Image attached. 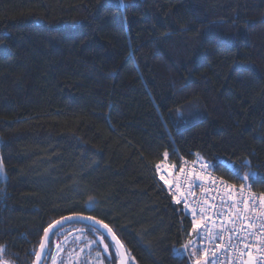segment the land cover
I'll return each mask as SVG.
<instances>
[{
	"label": "trees",
	"instance_id": "1",
	"mask_svg": "<svg viewBox=\"0 0 264 264\" xmlns=\"http://www.w3.org/2000/svg\"><path fill=\"white\" fill-rule=\"evenodd\" d=\"M174 150L264 194V0H0L2 258L33 264L49 223L84 214L129 264H191L154 169ZM88 226L55 231L44 264L76 234L117 264Z\"/></svg>",
	"mask_w": 264,
	"mask_h": 264
},
{
	"label": "built area",
	"instance_id": "2",
	"mask_svg": "<svg viewBox=\"0 0 264 264\" xmlns=\"http://www.w3.org/2000/svg\"><path fill=\"white\" fill-rule=\"evenodd\" d=\"M182 158L188 162L185 167L189 173L203 178L197 186L189 176L183 181L182 194H177L183 202L173 199L191 221L190 235L197 238L200 258L205 264H264V206L258 203L264 194L228 181L214 167L202 170L196 158ZM180 164H176L177 175ZM165 187L173 197L175 187ZM194 223L200 225L195 231Z\"/></svg>",
	"mask_w": 264,
	"mask_h": 264
},
{
	"label": "snow or ice",
	"instance_id": "3",
	"mask_svg": "<svg viewBox=\"0 0 264 264\" xmlns=\"http://www.w3.org/2000/svg\"><path fill=\"white\" fill-rule=\"evenodd\" d=\"M172 155H176L177 160L181 161V164L179 166V173L177 175L176 173V164H166L164 161H161L159 163H156L154 165L155 171L159 174V179L164 182L166 186L169 188H172L173 186L175 187V192L173 193V199L176 200L177 203H182L183 201L177 198V194H182V186H183V181L187 179L189 176H192V183L196 184L197 186L199 185V180H202V177H198V174L196 173H189L188 169L185 167L187 165V161L184 160L182 157H180L175 150L173 151ZM189 155H194L193 153L189 152ZM163 156L165 160L169 157L168 152H164ZM196 160L201 162L202 165V170H206L207 167H216L215 164H206L205 162L202 161V158L199 156V154H195ZM3 171V162L0 160V172ZM256 175L255 172H249L248 174L244 175L243 177H239L244 180H248L249 177H254ZM92 201V198H89V201H86V203H89ZM241 203H245V208H247V203L244 201H241ZM258 203L264 204V195H261L258 197ZM186 206V205H185ZM261 215H264V213H261ZM81 219H88L92 220L93 224L88 226V230L92 232H98L99 229L96 227V225H99L100 227H103L112 237V240L115 242V245L117 247V251L119 252V258H120V264H128V254L126 251H121L124 249L123 243L116 237L115 232L113 231L112 228H110L107 224H105L103 221H98L95 217H84L81 216ZM72 219V217H62L60 220H55L52 223H49L47 227L43 229V237L39 243V248L40 252L36 254L37 260L40 259V254L44 251L45 246L47 243H49V238L50 236L54 233L55 230L59 229L63 222L66 220ZM200 227L199 224L194 223L193 224V230H197ZM251 227V225H249ZM105 240V237L101 235V242ZM187 248V245L184 246ZM110 246L105 243L104 244V250L108 251ZM6 253V246H0V257L3 256V254ZM99 256L100 254L97 253ZM116 257H113V260H115ZM134 259V258H132ZM0 264H12L11 261L5 260L0 258ZM197 264H199V261H197Z\"/></svg>",
	"mask_w": 264,
	"mask_h": 264
},
{
	"label": "rangeland",
	"instance_id": "4",
	"mask_svg": "<svg viewBox=\"0 0 264 264\" xmlns=\"http://www.w3.org/2000/svg\"><path fill=\"white\" fill-rule=\"evenodd\" d=\"M80 237V234L66 237L56 251L50 255L46 264H103L97 253L90 256V247L94 244L93 242L89 241L85 246L79 248L77 241L80 240ZM185 245H187V248L184 247ZM185 245L174 248V253L179 256H188L191 264H197V261H199V264H205L199 256L197 238L193 237ZM5 260L14 264L10 259Z\"/></svg>",
	"mask_w": 264,
	"mask_h": 264
},
{
	"label": "water",
	"instance_id": "5",
	"mask_svg": "<svg viewBox=\"0 0 264 264\" xmlns=\"http://www.w3.org/2000/svg\"><path fill=\"white\" fill-rule=\"evenodd\" d=\"M81 216H84V217H92V216H89V215H84V214H70V215H67V216H64V217H72V219H69V220H66V221H64L63 222V224H62V226L61 227H63V226H66V225H68V224H70V223H73V222H81V223H84V224H86V225H92L93 224V221L92 220H88V219H81L80 217ZM61 219V218H60ZM60 219H58V220H60ZM98 220V219H97ZM98 221H100V220H98ZM106 224V223H105ZM109 226V225H108ZM60 227V228H61ZM96 227L99 229V231H101L102 233H104L110 240H111V242L113 243V245H114V247H115V251H116V253H117V256H118V262H117V264H120V258H119V252L117 251V247H116V245H115V242L112 240V237H111V235L103 228V227H100L99 225H96ZM110 227V226H109ZM59 228V229H60ZM111 228V227H110ZM58 230V229H57ZM57 230H55V231H57ZM54 231V232H55ZM114 231V230H113ZM115 235H116V233H115ZM52 236V235H51ZM51 236H50V238H49V241H50V239H51ZM116 237L119 239V237L116 235ZM120 240V239H119ZM121 241V240H120ZM122 242V241H121ZM49 244H50V242L49 243H47L46 244V246H45V249H44V251L40 254V259L39 260H37V256L35 257V260H34V263L33 264H44V262H45V259H46V257H47V252H48V248H49ZM121 251H126L125 250V247H124V249H122ZM38 252H40V248L38 249ZM37 252V253H38ZM127 258H128V256H127ZM128 264H129V260H128Z\"/></svg>",
	"mask_w": 264,
	"mask_h": 264
},
{
	"label": "crops",
	"instance_id": "6",
	"mask_svg": "<svg viewBox=\"0 0 264 264\" xmlns=\"http://www.w3.org/2000/svg\"><path fill=\"white\" fill-rule=\"evenodd\" d=\"M164 162H165L166 164H168V161H167V160H164Z\"/></svg>",
	"mask_w": 264,
	"mask_h": 264
}]
</instances>
